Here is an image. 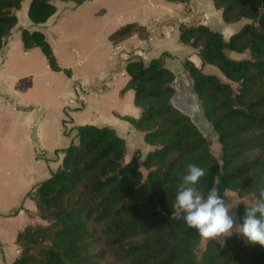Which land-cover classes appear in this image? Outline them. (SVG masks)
<instances>
[{
	"label": "trees",
	"instance_id": "obj_1",
	"mask_svg": "<svg viewBox=\"0 0 264 264\" xmlns=\"http://www.w3.org/2000/svg\"><path fill=\"white\" fill-rule=\"evenodd\" d=\"M23 1L0 0V49L17 24L15 12ZM53 1L83 2L30 0V22L45 23L55 13ZM212 4L225 24L243 22L240 29L224 37L204 25L181 26L178 38L221 77L185 62L193 88L183 100L175 94L174 74L162 66L165 53L146 65L129 57L121 92L132 90L140 115L121 118L152 148L142 159L145 174L138 151L125 162V143L113 129L83 125L64 130L70 141L56 151V157L62 155L56 168L26 195L40 222L17 233L18 255L11 264H264V247L240 233L226 237L223 247L209 240L197 254L201 237L173 209L188 164L205 170L197 185L205 195L215 186L221 196L232 191L254 202L264 187V0ZM133 35L145 40L148 32L129 23L108 40L118 47ZM20 38L24 50L38 48L52 71L70 76L58 66L41 32L23 29ZM226 51L248 57L230 59ZM190 110L200 111L214 141ZM249 206H236L238 223Z\"/></svg>",
	"mask_w": 264,
	"mask_h": 264
},
{
	"label": "crops",
	"instance_id": "obj_2",
	"mask_svg": "<svg viewBox=\"0 0 264 264\" xmlns=\"http://www.w3.org/2000/svg\"><path fill=\"white\" fill-rule=\"evenodd\" d=\"M29 3L30 0H24L15 12L17 24L0 49V264L14 261L18 255L15 245L17 233L24 226L38 222L34 204L26 195L35 185L49 178L62 157L61 153L56 157V151L65 149L69 144L60 132V124L64 120L65 99L69 96L66 88L72 84L71 77L84 78L87 73H95L96 65H102L104 56L107 57L114 47L108 40L109 35L126 24L144 26L149 35L150 25L158 23L156 36L164 39L169 37L167 33L173 32L172 26L177 28V37L181 26L200 24L208 27L200 13L195 12V24L188 23L185 4L165 0H83L79 5L71 1H53L55 13L43 24L30 22L27 16ZM216 11L221 18L220 12ZM23 29L39 31L45 36L58 66L68 70L69 77L62 71H52L38 48L23 49L20 38ZM222 35L228 37L231 34ZM146 40L133 35L118 45L125 49L122 67L125 74L127 59H140L135 47ZM181 45L183 61L173 68L164 65L165 59L172 57L170 52L163 51L153 58L157 59L164 53L167 55L162 66L175 76L173 88L176 96H181L179 90L190 81L183 64L187 62L201 71L204 65L197 50ZM237 56H234L235 59H239ZM140 60L146 65L152 59L148 62ZM127 81L126 74L115 98H108L106 92H97L89 103L99 117L111 118L115 125V129H111L124 143V138L130 143L135 140L138 143L136 132L139 131L121 118L137 119L140 115L133 104L132 90L121 92ZM124 98L127 99L124 101ZM130 105L133 107L130 108ZM126 107L129 114L119 112ZM50 121L54 122L52 128ZM73 135L74 132H71Z\"/></svg>",
	"mask_w": 264,
	"mask_h": 264
},
{
	"label": "rangeland",
	"instance_id": "obj_3",
	"mask_svg": "<svg viewBox=\"0 0 264 264\" xmlns=\"http://www.w3.org/2000/svg\"><path fill=\"white\" fill-rule=\"evenodd\" d=\"M190 7L193 11H191ZM185 14H187V22L191 23L197 21V16L195 12L200 13V15L204 18L205 24L213 31H217L221 34L227 35L237 32L242 22L234 23L229 26H225V23L221 20L219 13L213 8L211 0H187L185 3ZM19 18H21V12L19 14ZM221 25V26H220ZM224 29H223V27ZM173 32L167 33L168 38H157V32H159L158 23H152L149 29V35L147 37L146 42L140 43L138 47H135L137 52V56L145 62L158 57L163 51H168L171 53L172 57L166 58L164 65L167 68H173L179 65L183 61L182 49L183 46L180 44L178 37L176 35L177 28L172 26ZM171 29V30H172ZM125 49L120 47H112L108 52L107 57L104 56L103 64H97L96 72L92 74H88V76L84 78H73L72 84L66 90L69 92V96L65 99L64 105V120L60 124V132L63 135L64 130L71 129L74 125H93L98 127H109L115 129L114 122L111 121V118H101L96 112H94V108L89 103V99L93 97L97 92L104 93L108 95V98H115L118 88H121V82L123 78H126V74L124 73L122 67L124 64L123 56ZM227 58L235 59L234 56L236 54L232 52H225ZM247 54L238 55L237 58H246ZM237 60V59H236ZM103 60H101L102 62ZM202 72L204 74H214L219 77L220 73L212 66L203 65ZM120 86V87H119ZM188 86V84H187ZM126 97V96H125ZM180 97V96H179ZM127 98H124V101ZM184 100V97H182ZM81 105V106H80ZM132 108L133 106H129ZM119 112H127V107ZM198 112L192 113V110L189 113L195 114L193 116L194 122L198 125V127L203 131L206 137L212 141H214V136L212 134L211 128L204 121L201 114ZM48 122V121H47ZM54 126V122L50 121V127ZM139 139L138 143L133 141L132 143L128 142L125 138V147H126V156L125 162L128 161L132 154L137 150L139 152V161L138 166L139 169L145 174L144 169L141 166L142 159L148 151H151V147L145 144L142 140V135L139 132H136ZM64 136V135H63ZM68 141H70L69 136H65ZM212 151L216 155L217 146L214 145ZM226 203L230 208V215H235V208L239 204L252 205L253 201L248 198H239L235 192L226 191L222 196ZM38 222L40 220L37 218ZM239 234V232L233 230L231 235ZM230 236V235H229ZM228 237V236H227ZM226 237H222L221 239H225ZM0 240H2V236L0 235ZM207 241L201 238V242L199 247L197 248V254L204 248V245ZM11 260V259H10ZM9 260V261H10ZM1 262V261H0ZM10 264V262L8 263Z\"/></svg>",
	"mask_w": 264,
	"mask_h": 264
},
{
	"label": "clouds",
	"instance_id": "obj_4",
	"mask_svg": "<svg viewBox=\"0 0 264 264\" xmlns=\"http://www.w3.org/2000/svg\"><path fill=\"white\" fill-rule=\"evenodd\" d=\"M204 176L203 168L188 164L187 174L177 187L173 203L178 218L182 214L188 228L197 230L206 241H217L221 247L224 245L221 238L231 235L234 229L249 243L264 247V187L259 189L252 205L246 208L241 224L234 214H229V205L217 187L213 186L206 195L198 190L197 185Z\"/></svg>",
	"mask_w": 264,
	"mask_h": 264
},
{
	"label": "flooded vegetation",
	"instance_id": "obj_5",
	"mask_svg": "<svg viewBox=\"0 0 264 264\" xmlns=\"http://www.w3.org/2000/svg\"><path fill=\"white\" fill-rule=\"evenodd\" d=\"M179 91L181 92V96H182V97H186V96H188V94H189V92H188V87H185V88H183V89H180Z\"/></svg>",
	"mask_w": 264,
	"mask_h": 264
},
{
	"label": "water",
	"instance_id": "obj_6",
	"mask_svg": "<svg viewBox=\"0 0 264 264\" xmlns=\"http://www.w3.org/2000/svg\"><path fill=\"white\" fill-rule=\"evenodd\" d=\"M173 84L175 83V80H173V82H172ZM193 85H192V80H190L189 81V83H188V86H186V87H188V92H189V94L191 93V91H192V87Z\"/></svg>",
	"mask_w": 264,
	"mask_h": 264
}]
</instances>
